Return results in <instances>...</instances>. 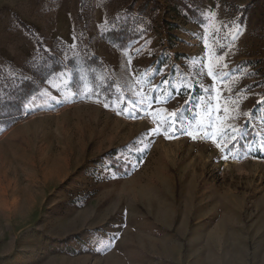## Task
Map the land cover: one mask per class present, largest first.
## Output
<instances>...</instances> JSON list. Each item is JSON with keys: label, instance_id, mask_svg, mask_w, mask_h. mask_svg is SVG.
I'll use <instances>...</instances> for the list:
<instances>
[{"label": "rangeland", "instance_id": "obj_1", "mask_svg": "<svg viewBox=\"0 0 264 264\" xmlns=\"http://www.w3.org/2000/svg\"><path fill=\"white\" fill-rule=\"evenodd\" d=\"M189 1L195 21L118 50L94 0L98 66L0 118V264H264L262 1L243 24L251 0ZM76 2L0 0L1 99L37 42L74 48Z\"/></svg>", "mask_w": 264, "mask_h": 264}, {"label": "trees", "instance_id": "obj_2", "mask_svg": "<svg viewBox=\"0 0 264 264\" xmlns=\"http://www.w3.org/2000/svg\"><path fill=\"white\" fill-rule=\"evenodd\" d=\"M76 1L72 16L74 48L70 49L63 43L56 42L47 51L42 48L40 42H37L39 55L28 77L10 88L9 97L6 95L3 99L0 98L1 119H11L14 115H20L33 93L39 91L52 75L66 69L74 71L75 58L81 57L87 68L98 66L90 50L89 29L94 20V0ZM261 1V11L264 14V0ZM258 2L259 0H251L237 9L240 13L239 24H243L244 18H249L258 9ZM105 5L106 26L101 30L99 37L113 44L118 50H124L131 41L139 39L144 34H151L158 30L161 34L164 31L168 33L173 26L162 19L164 15L193 21L197 19V11L189 0L188 2L185 0H105ZM262 28L264 30V25ZM26 29L25 26L24 30ZM29 33L34 35L30 29ZM257 63L259 67H264V60Z\"/></svg>", "mask_w": 264, "mask_h": 264}, {"label": "snow or ice", "instance_id": "obj_3", "mask_svg": "<svg viewBox=\"0 0 264 264\" xmlns=\"http://www.w3.org/2000/svg\"><path fill=\"white\" fill-rule=\"evenodd\" d=\"M237 34H240V33H239V29H237ZM212 75H214V73H212ZM257 103H258V104H264V100H258ZM106 107H107V105H106ZM173 115H175V114H173ZM172 135H174V132H173ZM166 138H171V137H166ZM193 138H195V137H193ZM216 147H217V148H220L221 145H220V144H217ZM140 162H142V161H137V163H140Z\"/></svg>", "mask_w": 264, "mask_h": 264}]
</instances>
